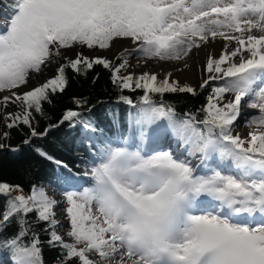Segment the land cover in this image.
Wrapping results in <instances>:
<instances>
[{
	"label": "snow or ice",
	"instance_id": "6c2138e0",
	"mask_svg": "<svg viewBox=\"0 0 264 264\" xmlns=\"http://www.w3.org/2000/svg\"><path fill=\"white\" fill-rule=\"evenodd\" d=\"M0 5V93H9L0 97V107L21 109L4 112L6 128L25 125L31 137L65 122L94 131L73 109L43 133L33 126L34 113L43 115V102L67 87L68 69L86 75L102 65L121 92H143L135 101L118 96L130 108L132 134L100 150L98 161L83 174L90 186L62 192L71 243L56 231L57 199L35 184L25 193L21 185L0 182L5 198L0 249L6 250L9 264H43L33 223L43 225L48 245L60 249L59 264H264V0H0ZM117 39L130 40L132 47L115 57L116 64L102 56L90 59L82 51L70 59L61 51L105 50ZM218 40L221 51L207 56V76L199 84L201 90L211 88L197 110L202 118L195 113L177 118L175 108L163 101L165 93L197 95L196 88L170 81L171 73L162 80L149 72L121 74L129 67V55L143 62H178ZM61 56L64 63L54 77L19 91L33 73L43 74ZM243 103L258 109L246 121L245 136L233 134ZM76 105L84 106L79 100ZM168 137L184 151L174 155L153 148L147 154L140 146L159 145ZM68 172L63 183L71 186L79 177ZM30 215L35 219L30 221ZM13 220L17 231L4 237Z\"/></svg>",
	"mask_w": 264,
	"mask_h": 264
},
{
	"label": "trees",
	"instance_id": "16d2710c",
	"mask_svg": "<svg viewBox=\"0 0 264 264\" xmlns=\"http://www.w3.org/2000/svg\"><path fill=\"white\" fill-rule=\"evenodd\" d=\"M2 11L4 8L0 5V12ZM57 62L61 64L64 60L60 57ZM119 62L115 60L113 64ZM66 75L67 87L63 92L50 94V102H43V115L34 113L33 126L37 132L43 133L50 125L58 124L65 110L73 109L80 111L81 121L91 123L95 130H85L82 124L70 127L65 122L58 127L49 128L46 135L31 137L30 129L25 125L7 128L8 138H3V135L0 138V144L5 145L0 148V182L21 185L25 193L32 184L62 193L67 187L63 183V177L69 174V169L78 174L79 178L75 182L80 183L83 174L98 160L100 150L108 142L118 144L123 137L132 134L129 127L130 108L119 102L118 96L128 95L135 101L143 94L142 90L133 92L124 89L121 92L112 84L111 73L102 65H94L86 75H76L71 69L66 71ZM218 83L215 82L213 86ZM196 89L195 96L188 93H165L163 101L175 108L177 118H183L185 113H195L198 118H202L203 114L197 110L206 103L211 88ZM154 99L159 102L161 98L155 95ZM77 100L84 106L77 109ZM25 139H29V143H23ZM37 149L47 153L52 159L41 157ZM56 161L62 163L58 165ZM4 204L5 198L0 197V211H3ZM28 219L32 221L35 217L30 215ZM16 231L17 224L13 220L3 236H10ZM32 231L38 234L42 242L43 264H59L60 249L48 245L49 237L44 226L33 223ZM30 239L31 233L22 243H27ZM1 251L7 255L6 250L0 249V253Z\"/></svg>",
	"mask_w": 264,
	"mask_h": 264
},
{
	"label": "rangeland",
	"instance_id": "374dc122",
	"mask_svg": "<svg viewBox=\"0 0 264 264\" xmlns=\"http://www.w3.org/2000/svg\"><path fill=\"white\" fill-rule=\"evenodd\" d=\"M4 22V11L0 12V24ZM211 44H214V50L212 55L218 56L222 45L223 41H215ZM234 46V45H233ZM132 43L130 40L126 39H117L112 43V46L109 49L105 50H100V49H95V50H89L86 47L83 49H72V50H61L64 55H67L70 59L75 58V51H82L85 56H88L90 59L93 56H102L105 57L112 62H114L116 59L115 57L118 56L121 52L124 51L126 48H131ZM201 48L196 49L194 48L189 56L185 57L184 59L180 61H159V60H150L147 62H143L142 59L138 55H129L127 56V60L129 63V67L125 70L121 71V74H127V73H132L133 75H140L143 72H149V73H155L158 77V79L162 80L164 79L165 75L167 73H171V76L169 77L170 81L175 80L179 82L180 86L183 85H189L191 87L198 88L199 84L202 82V79L207 76V73L203 71V65L206 62L207 56H203L201 52ZM117 50L116 53H113V51ZM63 58V56H61ZM54 63L45 68L43 71V74H32V79H30L29 83L27 84V87L29 90L32 88L38 86L39 84L44 83L47 79H50L55 76L56 72L55 69L59 67V63L57 62V58H54ZM191 64V66H194L196 69V78L194 79H187V78H181L180 77V70L177 69L178 64H187L188 66ZM176 67V68H175ZM179 68V67H178ZM28 91V90H27ZM3 93V92H2ZM2 93H0V97H2ZM20 112L21 109L17 107L15 104H10L7 109L0 107V138L2 137L3 133L6 132L7 128L4 126L5 121L3 119V114L4 112ZM258 115V109H250L247 107V103H243L242 105V112L239 120L236 122L234 128H233V134L239 133L241 136H245L249 129L246 127V121L249 120L252 116ZM139 144V141L137 142ZM142 149L147 152V154H151L153 148H158L162 150H170L173 152L174 155H179L184 149L181 148L180 144L173 138L168 137L163 139L159 145H151L148 144L146 145H140ZM131 150H133L132 147H130ZM185 155H187L186 151L184 152ZM194 164H198L199 160L198 158L193 161ZM198 174H203L202 171L198 172ZM83 180L82 185L84 187L90 186L89 183H85L87 180L86 177ZM74 184V183H73ZM70 186V190L73 191H79L82 190V187L78 188L76 185ZM45 191L58 201V207L56 208V219L59 221V225L56 228V231L59 235L63 237L65 242H72V238L67 236V232L70 230V223L66 218V213L63 211L64 208L67 207V204L64 202V197L61 193L50 189V188H44ZM0 253V260L5 261V264H9L7 261L4 253ZM89 257L92 259H96V256L94 253H90Z\"/></svg>",
	"mask_w": 264,
	"mask_h": 264
},
{
	"label": "bare ground",
	"instance_id": "6f19581e",
	"mask_svg": "<svg viewBox=\"0 0 264 264\" xmlns=\"http://www.w3.org/2000/svg\"><path fill=\"white\" fill-rule=\"evenodd\" d=\"M214 48V44H209L207 46H202L201 52L203 54V56L209 55L213 53V49ZM117 50L113 51V53H116ZM192 63H190V65L188 66L187 64H178L176 67L177 69L180 70V77L181 78H187V79H194L196 78V69L194 66H191ZM175 67V68H176ZM179 67V68H178ZM29 90V88L26 87H22L19 89L20 92H24ZM2 96L4 95H9V93L7 91L3 92L1 94Z\"/></svg>",
	"mask_w": 264,
	"mask_h": 264
}]
</instances>
